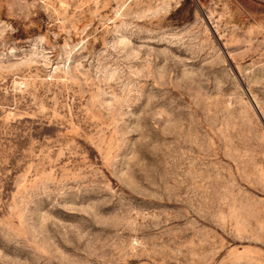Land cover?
I'll use <instances>...</instances> for the list:
<instances>
[{"label": "rangeland", "instance_id": "374dc122", "mask_svg": "<svg viewBox=\"0 0 264 264\" xmlns=\"http://www.w3.org/2000/svg\"><path fill=\"white\" fill-rule=\"evenodd\" d=\"M0 264H264V0H0Z\"/></svg>", "mask_w": 264, "mask_h": 264}]
</instances>
